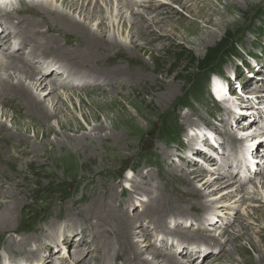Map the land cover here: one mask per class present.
Instances as JSON below:
<instances>
[{
  "label": "rangeland",
  "instance_id": "374dc122",
  "mask_svg": "<svg viewBox=\"0 0 264 264\" xmlns=\"http://www.w3.org/2000/svg\"><path fill=\"white\" fill-rule=\"evenodd\" d=\"M130 1L133 3L140 1V4L133 8L134 12L146 13L149 9L144 8L143 5H148L150 1L154 0ZM207 1L212 2L213 10L216 11L211 10L210 12L209 8L205 10L206 14L210 12L212 23L206 25L202 20L195 18L194 21L198 22L201 30L186 40L181 35L184 27L180 28V38L172 37L168 49L165 48L161 52V58L157 56V60H152L150 56L139 53L137 57L140 63L134 66H129L127 60L122 58H119L121 60L116 61L114 65L107 64L109 60L106 58L95 64L96 68L103 66L106 68L101 69L102 71L121 66L127 71L140 73L145 67L147 72L144 71V73L146 72L147 76H156L160 79L163 76L166 77L167 89L164 92L160 90L153 92L154 95L147 94L150 83L147 85L146 82H141L136 85L133 81L134 87L119 88V84L116 83L114 84L116 90L111 92L100 93L99 91L94 94L88 93L89 96H82L84 91H93L102 86L91 88L89 85H76L73 87L69 79H66L67 81L62 79L70 83L69 87L71 88H62L53 96L56 93L62 95L63 98L67 95L64 98L66 100L71 94L72 97H69L68 101H73L61 106L59 114H55L56 117L50 119L49 122L46 120L47 116H37L38 119L42 118V121H39L34 115V120H32L33 115L27 114L29 111L27 100L19 96H11L12 98L8 100L13 107L0 104L1 109L8 110L4 113L0 112V124L4 126V128H0V189L9 188L13 198L20 204H24L23 209L20 206L16 215L19 218L18 223L7 230L0 229V251L5 250L8 254L13 253L16 257L15 264H25L26 261L32 259L28 254L31 250L34 251V255L37 251L41 255L49 253L55 255L50 264H110L116 255L123 253L119 234L124 230V227L119 226L117 220L115 222L116 212L122 215L129 214L134 220L140 219L132 230L134 234L137 233L134 239L132 237L135 244L155 243V247L147 246L149 250L144 253L146 255L143 254L144 262L148 260L153 264V257L156 256L152 254V250H157L163 254V257L170 254L176 257L179 263L187 264L185 254L178 251V242L184 243L188 249L190 248L189 253L197 257L199 254H203L204 264H244L247 259L255 261L264 256V190L258 184L260 176L255 177L254 174L250 181L243 184L244 187L241 191L235 190L236 186L241 185V181L249 176L246 170L242 173L238 171L245 152L248 149H253L258 143L261 150L264 149V145L261 143V140H264V130L260 129L258 122L252 119L255 117L264 118V96L258 95V93L264 92L262 85L264 84V71L263 73L259 72L258 75L254 73L255 70L261 71L264 68V0L252 1L254 3H250L249 6L243 2L240 5L241 10L226 17L225 22H222L219 13L225 12L224 7L230 0ZM166 2L178 11L182 20L192 22V15L194 16L192 11L187 12L177 4ZM16 3L18 4L19 0ZM107 6H109L108 10L104 9L108 14L111 9L110 5ZM156 6L158 7V4ZM103 7H105L104 4ZM199 7L203 8L204 5L201 4ZM29 12L34 13L35 10L30 8ZM36 14L19 16V18L20 21H24V19L35 21L39 27H44V24H41L42 19H38L40 14ZM110 14L107 16L110 17ZM131 15L130 11L125 14L124 18L130 21ZM153 16L148 17L152 18ZM84 20L82 18L81 21ZM5 21L10 22L6 18ZM12 25L17 27V20L13 21ZM91 27L93 28V26ZM104 28L106 27L104 26ZM110 28L111 36L116 35L118 40L129 46L130 38L126 35L121 36L118 26L111 25ZM130 28L131 26L128 30ZM45 30L47 31L46 28ZM177 35L179 36V34ZM209 35L212 36L209 37ZM22 36L25 41L32 37V35L24 33ZM52 36L64 42L65 35L53 34ZM33 38L38 43H45V40L40 36ZM32 46L29 48L32 49ZM64 46L72 51L79 48L75 43L73 45L64 43ZM0 47H2L1 44ZM218 50H221V54L218 57V62H215L218 64L215 68L217 72L213 76L202 75L207 56L213 55ZM30 53V49L25 50V55ZM43 63L44 61L39 58L34 61L33 65L43 67ZM155 69L157 72L154 73ZM55 70L58 71V66L51 69L52 78L50 76V80L46 84L51 80H60L56 79L57 72L55 73ZM61 72L65 73V71H58L59 74ZM123 74L128 75L126 71ZM194 74H199L196 77L198 80L207 79V83L200 84L198 82L193 88L189 86ZM25 75L26 72L23 73V76ZM10 77L15 81L20 78V76L16 79ZM124 77L121 79L122 84L127 82ZM95 80L103 82L104 79L97 77ZM250 81L255 83L252 86L255 85L257 89L253 90L251 86L246 91L244 87H247L251 83ZM29 83L28 81L26 85L28 86ZM51 85L55 87L54 82H51ZM104 88H106L105 90L110 89L109 86ZM173 91L175 96L172 101L162 102L159 100L162 94L168 100ZM186 95L188 97L190 95L192 98H188ZM111 97H116L118 101L114 104L112 100H109ZM81 98L85 99L82 100V102L85 101L82 104ZM151 99L152 106L145 107L144 104ZM249 101L250 105H248ZM97 102L102 105L99 107ZM13 109L17 112L14 113ZM225 110H229V114L234 112L241 116L240 120H244L242 123L248 124V128L253 129L246 135H238L236 126L241 125L240 122H234L236 126L234 124L232 126L231 119L225 115L228 113ZM209 113H220L224 116L223 120H210L208 119ZM73 118H76L80 124H84L82 130H77L78 125ZM204 120L211 121V125L217 128L218 134L223 135L226 141L230 135H236L241 143L227 145L225 141L224 146L220 145L222 150H215L217 148L215 141L219 138L215 137L214 140L211 135L204 132L208 128ZM164 122L173 128L178 138L167 141L160 137ZM61 123L72 124V127L63 129ZM199 126L203 128L199 131L203 132L193 133L198 130ZM96 127L99 130L95 129ZM255 127L256 129H254ZM227 129H233V131L226 133ZM199 134H204L213 141L209 142L207 137L198 136ZM117 140L119 141L117 142ZM204 142L211 143L213 149L210 152L212 151L216 154L215 156L219 157H217L219 162L215 167L209 164L213 162L212 159H202L203 155L206 156L205 148L208 145ZM200 143H203V146ZM196 147L204 154L196 152ZM256 154L257 165L264 168L263 151H257ZM170 155H173V159H169ZM221 157L222 159H220ZM222 163L225 164L224 168L221 166ZM234 166L236 167L235 172H226L227 168L232 169ZM171 170L173 171L171 172ZM186 171L191 181H194L192 178L195 177L192 173H199L200 182L196 181L193 186L202 191L206 188L208 191L203 192L204 194L188 192L186 189L191 181L185 180L181 175ZM3 172L7 173H4V178ZM222 172L227 174L224 179L213 178L215 175H223ZM135 182L141 184L144 189H137V186L134 185ZM230 182L234 184L232 185ZM225 183L230 185L222 187L221 185ZM172 187L176 188L177 192L187 191L183 193L187 201L185 204H181L180 208L183 207L184 214L187 213L189 216L192 214L190 211L192 199L205 200L206 193L212 194L213 197L205 201H211L214 204L219 199L224 203L210 205L211 207L204 209L200 215L194 218V224L177 222V217H187L176 215L175 213L180 211L179 209L175 213L168 212L164 217L166 229H155L149 224V220L151 221L149 216L152 215V218L156 220L163 212L156 214L149 209L151 207L149 199L151 192L153 189L159 188L156 191L158 193L160 191L165 196L166 190L171 193L170 188ZM229 193L230 195H228ZM186 195H189V199ZM255 195H257L255 199H252ZM96 199H98L97 206L101 203L104 204L98 219L94 217L97 209L87 206ZM0 202L10 205L12 201L0 198ZM105 203L112 206L111 211L108 212L110 205H105ZM212 209L213 211H211ZM213 212H218V216L225 223L224 227L220 228L207 221ZM64 223L66 225L61 228L63 237L70 232L72 235L85 234L86 244L84 245L82 242V245L87 251L81 261H77V254L74 252L77 250L76 247L66 246L68 249H65L54 244L55 247L51 251L49 245H46L40 238V232L45 235L48 231L53 232V228L57 231L58 227ZM143 226L147 229H141ZM68 227L69 231L66 230ZM139 229L146 235L140 237ZM238 230H241L245 237L235 244L233 239L236 238L235 233L240 232ZM223 232L226 233L223 234ZM51 235L55 237L54 233ZM181 236L186 238L181 240ZM34 238H37L36 243H33ZM161 238L167 239L168 242L163 243ZM250 238L251 242H249ZM56 240L58 239L56 238ZM93 243L95 248L100 250L98 252L100 258L97 259L103 258L97 263L93 260L97 255L96 252L94 253ZM202 244H207V246ZM196 247L198 248L196 249ZM240 247L248 250L247 254L243 252L241 254L238 250ZM207 248L211 251H206ZM34 258L36 260L38 257ZM41 258L44 257L40 256V261ZM65 258L66 260H64ZM155 259L157 261V258ZM161 260L162 258H160ZM117 264H123V260Z\"/></svg>",
  "mask_w": 264,
  "mask_h": 264
},
{
  "label": "bare ground",
  "instance_id": "6f19581e",
  "mask_svg": "<svg viewBox=\"0 0 264 264\" xmlns=\"http://www.w3.org/2000/svg\"><path fill=\"white\" fill-rule=\"evenodd\" d=\"M166 1H170L173 4L179 5L183 10H187V12L192 11L194 13V16L192 15V22L189 23V22L182 20L179 17L178 11L176 9L172 8L171 4H169ZM217 1L221 2V0H217ZM252 1H255V0H230L228 2V4H226L224 7L225 12L223 14L219 13L221 16L222 22H225L226 20H224V19L226 17H230L232 15V13H234L235 11L239 12L241 10L240 5L243 2L249 6L250 3L251 4L254 3ZM0 4H3V3L0 2ZM103 4L105 5V7H103ZM138 4H140V1L133 3L130 0H19V3L18 4L16 3V5L14 7H12L9 12L5 11L4 8H2L0 10V44L2 46V47H0V104L1 105L7 104L10 107H13V105L10 104V102L8 100L12 98L11 96H14V97L19 96L22 99L27 100L26 101L27 107L29 108L28 109L29 111L27 112V114L29 113V114L33 115L32 120H34V115H36V118L39 121H42L41 120L42 118L40 119V117H39V119H38L37 116H47L48 119H46V120L49 122L50 119L55 118L56 115L59 114V112L61 110V106H65L68 103H72V101H73V100L68 101V98L72 97L71 94H69V97L66 100L64 98L67 95L63 98V96L58 94V93H56L55 96H53V94L62 88L63 89L64 88H71V87H69V86H71V84L73 85V87L76 85L77 86H88L89 85V87H91V88H93L94 86H102V87H97L93 91H84L82 96H89L88 93L94 94V93H98L99 91H100V93L111 92L112 90H116V88L114 87L115 86L114 84H116V83L119 84V88H130L132 86L134 87L135 86L134 82L136 83V85H138L141 82H146L147 85H149V83H150L151 85H150V88L148 87L149 90L147 91V94L148 93L153 94V92L160 91V90L163 92L166 91V89H167V82L165 81L166 77L163 76V78L160 79V78H157L156 76H151V77L147 76L146 75L147 71H146L145 67H143V70L140 73H136L135 71H127V70H125V68H121V66H120V68L115 67V68H111L110 70L102 71L101 69H106V68L104 66L100 67V68H96L95 64L102 62L101 60L106 58L109 60L107 62V64H109V65L113 64L114 65V64H116V61L121 60L119 58H122L124 60H127L129 66H134V65H137V63H140V60L137 57V54H139V53L144 54V56L145 55L150 56V58L152 60H157V56L161 58V52L164 51L165 48L169 47V45H170L169 43H170V40L172 39V37H177V38L179 37L180 38V31H181L180 28L184 27V30L181 32V35H182V38L185 37V38H183L185 40L188 37L196 35L198 33V31L201 30V27L199 26L198 22L194 21L195 18L202 20L203 24L205 23L206 25L207 24L210 25L212 23L211 18H210V16H211L210 12H211V10H213L214 6L212 5V2H208L207 0H154V1H150L148 5H146V4L143 5L144 8L149 9L148 12L139 13V12H134V10H133V8L136 7V5H138ZM157 4H158V7L156 6ZM201 4L204 5L203 8L199 7ZM107 5H110V9H111V12H110L111 14L108 13V14H110V17L107 16L108 14L106 11L109 8V6H107ZM139 6H142V5H139ZM151 7H153V8H151ZM30 8L34 9L35 12L30 13L29 12ZM104 8H107L106 11ZM207 8L210 9V12H207V14H206L205 10ZM130 11L132 14L131 19H130V21H127L124 18V16L126 13H128ZM213 11L216 12L215 10H213ZM36 13L40 14L38 19H42L41 24H44V27H39V24L36 23L35 21H32V20H25L24 19V21H20L19 16H25V15H30V14L37 15ZM152 15H154L152 18L148 17V16H152ZM5 18L7 20H9L10 22L5 21ZM82 18L85 19L83 22L81 21ZM118 19H119V21H118ZM15 20H17V27L12 25L13 21H15ZM87 22H88V24H87ZM20 24H21V26H20ZM111 25L113 27L118 26V31H119V33L122 34L121 36L126 35L128 38H130L129 46L126 45L127 43L125 44L122 41L118 40L116 35H113V36L110 35ZM91 26H93V28ZM104 26L106 28H104ZM129 26H131L130 30H128ZM120 27H121V29H119ZM19 28H21V29L19 30ZM45 28L47 29V31L45 30ZM40 30L41 31L43 30V31L41 32ZM23 33L26 35H32V37H30V40L26 39V41H25L23 36H22ZM47 33H50L51 35L47 34ZM53 34L65 35L64 42H62L61 40H58L57 38L52 36ZM177 34H179V36ZM36 36H40L43 40H45V43L36 42V40L33 38ZM211 36L212 35H209V37H211ZM64 43H68V45L69 44L73 45L75 43L77 46H79V48H77V50L75 49L73 51L68 50V48H66L64 46ZM31 46H32V49L29 48ZM80 46H82V47H80ZM28 49L31 50V53L29 55H25V50H28ZM112 55H114V56H112ZM39 58L44 61L43 67L33 65L34 61H36V59H39ZM54 66H56V67L58 66V71H60V70L65 71V74H67V76L65 78L63 76L64 72H61L59 74L58 71L55 70L54 72L55 73L57 72L55 77H56V79H60V80L59 81L51 80L50 82H48V84H46V82L48 80H50V76L52 75V74H50L51 69ZM5 67H7L6 70H4ZM122 67H124V66H122ZM125 71L127 72L128 75L123 74ZM144 71H146V72L144 73ZM263 71H264V68L261 71L255 70L254 73H257V75H258L259 72L263 73ZM24 72H26L25 76H23ZM155 72H157V69L154 70V73ZM257 75H255V77H257ZM4 76L7 78H5ZM10 76L14 77L15 79L19 78V76H20V78L17 81H15ZM124 76L126 77L127 82L125 84H122L121 79ZM97 77H101L105 81L104 80H102L103 82L96 81L95 78H97ZM177 77H176V79H177ZM51 78H52V76H51ZM62 79H65V81H67L66 79H69L71 81V84L68 82H65ZM107 80H109V81L107 82ZM28 81L30 83L27 86L26 84ZM51 82H54L55 87H53L51 85ZM119 82H121V83H119ZM253 84H255V83L251 82L250 84L247 85V87H244V89L246 90V89L250 88ZM233 85L236 86V84H234V83H233ZM262 85L264 87V84H262ZM108 86L110 87V89L105 90L106 88H104V87H108ZM252 88H253V90L257 89V88H255V85L252 86ZM245 90H243V91L244 92L248 91V90H246V91ZM258 95L264 96V92L258 93ZM174 96H175V93L173 91V92H171L168 100H167V97H165L163 94L160 96L159 100L162 102L172 101L174 99ZM82 100H85V99L81 98V104L85 102V101L82 102ZM109 100H112V102L114 104L118 101V100H116V97H111ZM231 102H233V101L231 100ZM97 104L99 105V107L102 105L100 102H97ZM248 105H250V101H249ZM144 106L147 108L151 107L152 106V99L148 103H145ZM4 111H8V110L1 109V107H0V112L4 113ZM13 111H14V109H13ZM15 111L17 112V110H15ZM15 111H14V113H15ZM225 111L228 112L229 110H225ZM195 115H200V114H195ZM225 115L231 119L230 122H231L232 126H233L234 122H240L241 125H239V126L238 125L236 126L234 124L236 126V132L238 135H246L249 131H251L253 129V128H248V124L244 125L242 123L244 120L241 121L240 120L241 116H239L238 114L236 115V113H234V112L229 114V112H228ZM85 117H87V116H85ZM85 117H83V118H85ZM223 117L224 116L220 113H211V114L209 113L208 114V119H210V120L222 119ZM73 119H74V122L77 123V125H78L77 130H82L84 124L83 125L80 124L76 118H73ZM252 119L258 122L257 124L260 126V129L264 130V118L259 119L258 117L257 118L255 117ZM204 122H205V125L208 126V128H206V130H204V132L211 135L214 140H215V137L219 138L218 140L215 141V143H216L215 145L217 147V148H215V150H217V151L222 150V147H220V145L224 146L226 138L223 135L218 134L219 131H217V128H215L213 125H211V121L209 122L208 120H204ZM1 127L4 128V126L0 124V128ZM71 127H72V124L65 125L64 123H61V128H63V129H69ZM98 127H96L95 129H97ZM254 129H256V127ZM97 130H99V129H97ZM188 130L193 131V129H191V128H188ZM199 130H203V128H201L199 126L198 130L193 131V133L198 132ZM93 131L96 132V130H93ZM231 131H233V129H227L226 133H230ZM202 132L203 131H201L200 133H202ZM201 135L204 136L205 138L207 137L204 134H199L198 136H201ZM226 135H229V134H226ZM213 139L212 140L209 139L208 141L212 142ZM253 139H255V138H253ZM118 141L119 140H117V142ZM256 141H257V139H256ZM226 142H227V145H231V144L234 145L235 143H241L236 135H234V136L230 135L227 138ZM204 143L206 145L207 144L208 145L206 146L207 148H205L206 156L204 157V155H203L202 159H207V160L212 159L213 162L209 163V164L211 166H214V167L217 166V164L219 162V159H217L218 156H215L216 154L213 153L212 151L210 152V150L213 149V145H211V143H208V142L207 143L204 142ZM261 143L264 145L263 139L261 140ZM258 145H259V143L255 147H253V149H248L243 156V160L240 163V167L238 168V171H240L242 173L246 170V173H247V175L249 173V176L246 177L243 181H241L242 182L241 185L236 186V189H235L236 191H239V190L241 191L242 188L244 187L243 184L250 181V179L252 178V176H254V174H255V177L260 176L259 178H261V179H260L258 184L261 186L262 190H264V168L261 166H258L256 163L257 159H255V157L257 155L256 152L257 151H259V152L263 151V153H264V149L261 150L260 146H258ZM196 152H200L201 154H204L203 152L198 150V147H196ZM168 157H169V159L170 158L173 159V155L172 156L170 155ZM220 159H222V157ZM221 166L224 168L225 164L222 163ZM235 168H236L235 166L232 169L227 168L226 172H229V171L235 172ZM172 171L173 170H171V172ZM174 172H176V171H174ZM4 173L5 172H3V178H4ZM176 173L178 174V172H176ZM5 174H7V173H5ZM192 174H194V176H195L192 178V179H194V181L190 180V178L188 177L189 174L187 173V171L183 172V174H181L184 176L183 178L185 180L191 181V183L189 182L190 185H188V189H186V190L190 193L204 194L203 192L206 191V188H204V190L202 191L201 189H198V188L196 189L193 186V184L196 181L200 182V180H199L200 174L199 173H196V174L192 173ZM222 174L223 175H220V174L215 175L213 178L217 177L219 179H224V177L227 174L225 172L224 173L222 172ZM137 182H135V184H134L135 187L137 186L136 187L137 189L143 190L144 188H142V185L138 184ZM0 184H1V181H0ZM231 184L233 185L234 183L232 182ZM227 185H230V184L225 183L221 186L224 187ZM203 187H204V185H203ZM4 189L5 190L0 189V198L2 200L11 199V201H12L10 205H7L3 202H0V229L7 230L11 227H14L15 224L18 223L19 218L16 215L18 213V210L20 209V206L23 209L24 204L23 205H22V203L20 204V202H18L17 200H15L13 198L9 188L5 187ZM158 189L159 188H155V190L153 189V191L151 192V195L149 197L150 202H151L150 203L151 207H149V209H151V212H155L156 214H158L161 211L163 212L160 214V217H157L156 220H154L152 218V215L149 216L151 218V221L149 220V224H151V227H153L155 229H157V228L158 229H160V228L166 229L164 217L168 212H170V213L174 212L175 213V211L177 209H179L180 211H176L175 214L176 215H183V216H187V217H177L178 220H176V221L179 223L180 222L181 223H183V222L189 223L190 222V224H194V218L197 217L198 215H200L204 211V209H207V207H211L210 205H218V203H224L219 199H217L218 201H215L216 203H214V204L211 203V201H208V202L205 201L206 199L213 197L212 194L206 193V196H205L206 199L205 200L192 199L193 202L191 203L192 205L190 207V211L192 214L189 216V215H187V213L184 214L185 212L183 210L184 209L183 207L180 208V205L185 204L187 201V200H185V197L183 196V193H186L187 191L186 192L185 191L177 192L175 190L176 188L172 187V188H170L171 193H169L168 190H166V195L164 196L163 194H161L160 191H159V193H158V191H156ZM172 192H173V194H172ZM228 195H230V193ZM256 196L257 195H255L252 199H255ZM186 197H188V199H189V195H186ZM223 198H225V197H223ZM98 199H96L94 201L91 200L92 202H90V204L87 205L88 207H90L92 209H94V208L97 209L96 210L97 212L94 216V217H97V219L99 218V215L101 214V210L104 207V204H102V203L99 204V206H97ZM25 203H26V201H25ZM105 205H108V204L105 203ZM134 206H136V205L134 204ZM130 207H132V206H130ZM24 208H25V206H24ZM108 209H109L108 212L111 211L112 206L110 205L108 207ZM164 210H165V212H164ZM172 210H174V211H172ZM211 211H213V209ZM104 212H107V211L104 210ZM145 213H147V210H145ZM111 214H112V212H111ZM175 214H173V215H175ZM21 215H22V212H21ZM89 216H90V218H92L91 215H89ZM23 217H25V216H23ZM188 217H190V218H188ZM100 218H101V216H100ZM116 220H117V223L119 224V226L124 227V230L121 229L122 231L119 234V240H120L121 246L123 248V251H122L123 253L116 255L115 259L111 261L112 264H117V262H119L120 260H123V264H151L148 262V260L147 261L145 260V262H144L143 257H144V255H146L144 253L149 250V248H147V246L155 247V243L149 244V245H147L146 243H143V245L136 243L137 244L136 245L132 241L134 239V236L137 234V233L134 234V232H132V230L135 227V225L140 221V219L134 220L133 218L130 217L129 214H126V215L123 214L122 215V214H118L116 212L115 222H116ZM207 221L214 223L215 226H218L220 228L224 227V225H225V223L222 222V220L220 219V216H218V212H213L212 215H210L207 218ZM65 225H66V223L62 224V226L58 227L57 231H55V228H53V232L51 231V233H50L48 231L45 233V235L42 234V232H40V238L42 240H44V243L46 245H49L48 247L51 249V251L53 250V248L56 245L60 246L61 248L63 247L65 249H68L66 246L76 247L77 250L74 252L77 254L76 255L77 261L78 260L81 261L84 254L87 251V250H85L86 248H84L82 245V242L84 243V245L86 244V239L84 238L85 234H79V233L77 234L76 233V235L75 234L72 235L70 232L69 234H67L63 237V235H61V228L64 227ZM107 226H105V227H107ZM69 227L66 230L69 231ZM142 228L144 230L147 229L145 226L141 227V229ZM238 231H240V232L235 233L236 238L233 239V242L235 244H236V242L243 240V238L245 237V234L241 233V230H238ZM138 232H139V234H141V236L139 235L140 237L146 235V233L142 232V230H140V229L138 230ZM52 233H54L55 237H52V235H51ZM225 233L226 232H223V234H225ZM56 235H57V237H56ZM17 237H19V236L17 235ZM132 237H133V239H132ZM222 237H223V235H222ZM56 238L58 240H56ZM182 238H186V237L181 236L180 239L182 240ZM36 239L37 238H34L33 243L37 242ZM139 241H140V239H139ZM161 241L164 243L167 241V239L165 240V239L161 238ZM214 242H215V240H214ZM217 242L219 243V241H216V243ZM223 242H225V241H223ZM249 242H251V238H250ZM54 244H55V246H53ZM178 244H179V250L178 251L185 254L187 264H189V263L190 264H192V263L193 264H204L203 254L202 255L199 254L197 257L196 255L189 253L188 250L190 248L188 249V247L185 246L184 243L182 244L181 242H178ZM226 244H222V245H226ZM202 245L205 247L207 246V244L206 245L202 244ZM222 245H220V246L222 247ZM197 248L198 247H196V249ZM135 249H137V250H135ZM93 250H94V253L96 252V254H97L93 258V260L96 263L103 260V258H101L100 260L97 259V258H100V255H98L99 254L98 252H100V250L95 248L94 243H93ZM208 250H210V249L207 248L206 251H208ZM238 250L240 251L241 254H242V252L244 254H247V252H248V250H246L244 247H240V248H238ZM89 251H90V248H89ZM115 251H116V249H115ZM137 251H138V253H136ZM91 252H93V251L91 250ZM28 254L32 257V259H29L27 257L29 259V261H26L25 264H30V263L31 264H50L51 260H53L54 256H55L51 253H49L47 255H41V253L38 251L34 255V251H32V250L30 252H28ZM152 254L156 256V257H153V261H152L153 264H158L159 262H161L162 264H181L178 262L177 258L174 257L173 255L169 254V256L163 257V254L157 250H152ZM187 255H189V256H187ZM40 256L44 257L45 260H44V258L43 259L41 258L42 260L40 261V259H39ZM34 257H38V258L35 260ZM155 258H157V261ZM160 258H162L161 261H160ZM15 259H16V257L13 255V253L8 254L5 250L0 251V264H5V262H6V264H15L16 263ZM64 260H66V258ZM213 260H216V259H213ZM255 261H253L252 259H247L244 262V264H264V256L260 257L258 260H255ZM111 262H110V264H111Z\"/></svg>",
  "mask_w": 264,
  "mask_h": 264
},
{
  "label": "trees",
  "instance_id": "16d2710c",
  "mask_svg": "<svg viewBox=\"0 0 264 264\" xmlns=\"http://www.w3.org/2000/svg\"><path fill=\"white\" fill-rule=\"evenodd\" d=\"M220 54H221V50H218L217 52L213 53V55L207 56L206 64H204V67H203V70H202L203 71L202 75L211 76V75L215 74V72H217V71H215V68H216V65H218V64L215 63V62L218 60V57H219ZM198 75L199 74H196V75L194 74L193 77H192V81H191V83L189 85L192 88L195 85H197L198 82H200V84H206L207 83V79L198 80L196 78ZM186 97H188V96L186 95ZM188 98H192V96L189 95ZM160 137L163 140H167V141H169L172 138H178V136L176 135V132H174L173 128L171 126H168L166 122H164L163 129H162Z\"/></svg>",
  "mask_w": 264,
  "mask_h": 264
}]
</instances>
